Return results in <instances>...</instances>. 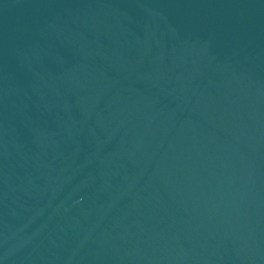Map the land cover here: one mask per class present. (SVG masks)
<instances>
[{
	"label": "water",
	"instance_id": "obj_1",
	"mask_svg": "<svg viewBox=\"0 0 264 264\" xmlns=\"http://www.w3.org/2000/svg\"><path fill=\"white\" fill-rule=\"evenodd\" d=\"M0 264H264V0H0Z\"/></svg>",
	"mask_w": 264,
	"mask_h": 264
}]
</instances>
